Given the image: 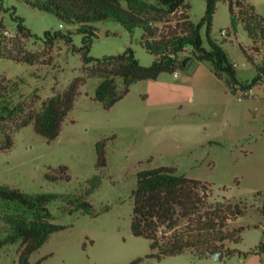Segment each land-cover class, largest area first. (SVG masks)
I'll use <instances>...</instances> for the list:
<instances>
[{"label":"rangeland","instance_id":"374dc122","mask_svg":"<svg viewBox=\"0 0 264 264\" xmlns=\"http://www.w3.org/2000/svg\"><path fill=\"white\" fill-rule=\"evenodd\" d=\"M34 0H0V85L20 82L15 100L28 110L39 109L45 98L63 92L83 75V33L77 24L34 7ZM190 18L198 23L206 13V0H185ZM264 16V0H245ZM19 17V18H17ZM31 30L19 35V23ZM64 24L63 26L61 24ZM97 29L89 54L96 58L132 47L142 64L155 56L141 42L143 28L130 31L114 17L94 21ZM72 31V42L60 39L47 44L45 32ZM226 31V32H223ZM202 36L208 46L207 27ZM211 37L227 51L242 81L251 82L264 66V46L250 36L242 20L234 25L229 0H220L213 18ZM37 51L34 63L10 58L21 47ZM192 47L183 52L188 55ZM248 54H246V52ZM249 54L251 57H249ZM19 78H23L20 81ZM102 77L91 76L81 85L60 134L49 140L34 124L21 128L15 120L0 124V185L29 193L51 192L48 203L54 222L66 227L53 232L31 254L33 264H127L143 257L142 264H264V81L233 93L214 73L211 62L192 59L185 70L163 72L157 79L134 82L112 107L96 99ZM117 88L124 89L122 78ZM13 145H5L6 135ZM106 140L107 165L97 166L96 144ZM68 166L67 178L60 170ZM161 165L210 185L211 201L230 199L247 204L246 212L232 223L244 225L240 241H228L235 253L216 259L186 250L177 255L148 256L150 239L132 232L134 190L138 172ZM48 173L58 175L56 180ZM101 175L90 193V180ZM84 193L93 212L70 211L68 195ZM5 207L0 202V236L7 233ZM20 244L0 248V264H19Z\"/></svg>","mask_w":264,"mask_h":264},{"label":"trees","instance_id":"16d2710c","mask_svg":"<svg viewBox=\"0 0 264 264\" xmlns=\"http://www.w3.org/2000/svg\"><path fill=\"white\" fill-rule=\"evenodd\" d=\"M219 1L206 0V13L198 23L190 18L189 4L185 0L31 1L34 7L52 13L60 20L77 24L76 31L83 33V45L74 47V50L82 52L84 74L76 76L63 92H56L45 98L37 110H28L24 104L15 100L20 82L9 79L7 84L0 85V124L10 119L15 120L18 128L33 123L38 133L52 140L60 134L63 121L73 108L80 87L88 77H102L95 97L106 108H110L129 92L134 82L157 79L163 72L185 70L194 58L211 62L214 73L225 80L231 92L251 89L258 82L264 81V66H259L258 74L251 82L242 81L238 77L236 66L230 61L227 51L210 35ZM229 4L233 24L242 20L255 41L254 48L258 50V42L264 46V16L245 0H229ZM108 17L116 18L130 31L137 26L143 28L141 42L155 56L151 64H142L132 47L102 58L89 54L93 38L97 35V29L92 23ZM22 20L18 34L26 37L31 30ZM204 25L207 27L208 46L201 32ZM45 37L50 45L60 39L67 42L73 40L72 31L47 30ZM188 46L192 49L188 55H184ZM249 57L252 58L250 54ZM10 58L34 63L39 60L40 53L26 50L21 45L16 52H10ZM119 77L124 82L121 92L117 88ZM19 80L24 82L23 78ZM5 142L2 148H10L14 142L13 136L7 134ZM96 147L97 166L105 167L106 140L98 141ZM60 170L70 178L67 165H61ZM47 176L53 180L58 178L54 173H48ZM100 181L101 175H94L86 194L92 192ZM210 194L208 183L178 173L175 166L161 165L139 171L134 190L131 227L135 235L150 239L153 251L148 256L177 255L186 250L198 255L210 250L235 253L237 249L227 247V242L242 239L245 226H232V223L246 212L247 204L242 200L211 201ZM57 196L51 192L29 193L18 187L0 185V202L6 209L4 219L9 224L7 233L0 236V248L19 243V264H33L31 254L53 232L66 227L54 222L48 207V203ZM68 198L71 212L79 209L93 212V204L84 193L68 195ZM261 210L264 213V206ZM259 248L264 250V240ZM143 259L138 257L127 264H142Z\"/></svg>","mask_w":264,"mask_h":264},{"label":"water","instance_id":"95a60500","mask_svg":"<svg viewBox=\"0 0 264 264\" xmlns=\"http://www.w3.org/2000/svg\"><path fill=\"white\" fill-rule=\"evenodd\" d=\"M210 252L216 259L220 260L224 256V251L222 250H210Z\"/></svg>","mask_w":264,"mask_h":264},{"label":"built area","instance_id":"2783aa9c","mask_svg":"<svg viewBox=\"0 0 264 264\" xmlns=\"http://www.w3.org/2000/svg\"><path fill=\"white\" fill-rule=\"evenodd\" d=\"M63 26V24H61ZM223 32H226V31H223Z\"/></svg>","mask_w":264,"mask_h":264},{"label":"crops","instance_id":"0c3cea01","mask_svg":"<svg viewBox=\"0 0 264 264\" xmlns=\"http://www.w3.org/2000/svg\"><path fill=\"white\" fill-rule=\"evenodd\" d=\"M175 73H177V72H175Z\"/></svg>","mask_w":264,"mask_h":264}]
</instances>
